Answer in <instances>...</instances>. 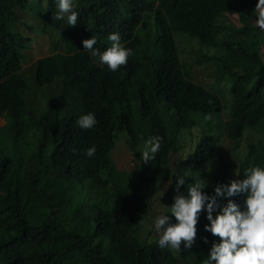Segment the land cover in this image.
<instances>
[{
	"label": "trees",
	"instance_id": "16d2710c",
	"mask_svg": "<svg viewBox=\"0 0 264 264\" xmlns=\"http://www.w3.org/2000/svg\"><path fill=\"white\" fill-rule=\"evenodd\" d=\"M256 2L73 0L78 21L68 26L66 16L55 19L58 0H0V264L208 259L220 241L205 231V212L195 243L179 253L158 246L154 223L162 213L176 223L169 207L176 195L188 197L196 179L206 181L211 196L215 186L244 179L248 168H264L262 140L236 154L246 131L264 135V32L254 22ZM41 18L55 32L54 52L24 68ZM112 33L132 50L115 72L82 43L94 36L103 52ZM175 35L199 43L195 59H180ZM89 113L97 123L81 129L77 120ZM153 136L162 138L161 149L145 164L141 153ZM119 137L128 165L113 152ZM180 177L185 183L177 189ZM228 199L244 210V194L217 197L219 206Z\"/></svg>",
	"mask_w": 264,
	"mask_h": 264
},
{
	"label": "clouds",
	"instance_id": "9594fccd",
	"mask_svg": "<svg viewBox=\"0 0 264 264\" xmlns=\"http://www.w3.org/2000/svg\"><path fill=\"white\" fill-rule=\"evenodd\" d=\"M45 3L46 0H42V5ZM57 6L58 13L55 19L61 20L66 16L68 26H75L79 14L74 10L73 0H58ZM126 11L132 16L129 6H126ZM254 11L256 13L254 22L259 30L264 32V0H257ZM111 14V7L103 11V16L109 25ZM44 21L41 18L42 26L38 23L30 39L33 40L39 35H47L50 38L51 55L54 52L52 40L55 32L52 27L44 25ZM108 40L111 46L103 52L94 47L97 43L94 36L83 40L82 43L84 49L91 51L94 57H99L101 64L115 72L127 64L132 50L121 44L119 33L109 34ZM208 119H211V116ZM96 123V117L92 113L82 115L77 120L81 129H91ZM161 144V137H150L145 142L141 153L142 162L147 164L153 161L161 149ZM95 152L96 148L93 146L87 150L86 155L92 157ZM244 176V179L232 180L228 185L215 186V194L211 196L203 191L207 186L206 181L198 178L189 186L187 198L176 195L173 204L169 207L170 214L175 217L176 223H170V217L163 213L155 220L154 227L159 234L158 246L177 253L181 251L182 244L184 248L190 249L196 241L200 214L205 212L206 219L209 221L205 225V231L218 237L220 242L212 244L208 259L202 261L201 264H210L211 261L215 264H264V168L250 167L245 171ZM184 183V178H177V189ZM240 194L245 195L244 210H241V206L232 199H228L223 207L219 206L217 197L231 198ZM218 207L220 211L213 217V212ZM204 242L207 243V238H204Z\"/></svg>",
	"mask_w": 264,
	"mask_h": 264
},
{
	"label": "rangeland",
	"instance_id": "374dc122",
	"mask_svg": "<svg viewBox=\"0 0 264 264\" xmlns=\"http://www.w3.org/2000/svg\"><path fill=\"white\" fill-rule=\"evenodd\" d=\"M229 20L232 24H236L237 17L232 16L229 17ZM39 25L42 26V24L39 22ZM176 44L179 49V55L180 59L182 61H188L195 59L198 54L197 52L201 49H199L200 45L196 40H191L188 37L182 36V35H176L175 37ZM197 49H199L197 51ZM206 53H211L210 49H204ZM51 53V46H50V38L47 35H39L35 39L31 40L29 43V47L26 51H24L25 60L23 62V67L28 68L33 62L38 60L39 58L45 57L50 55ZM262 54L264 55V47L262 48ZM208 85H211L209 83ZM212 87V86H210ZM4 124V121H0V125L2 126ZM257 140H262L264 142V135L257 134L251 130L246 131L241 138L238 141V148L236 150L237 156H243L246 152L247 143L248 142H255ZM123 144V140L121 137L117 138L115 140V146L113 149V152L115 156H117V159L120 163H123L124 165H128V160L130 158V155L126 153L125 150H121V146ZM187 145H189V142H187ZM112 152V155H114ZM168 184L166 185V187Z\"/></svg>",
	"mask_w": 264,
	"mask_h": 264
}]
</instances>
